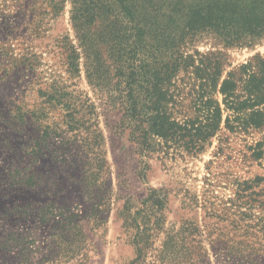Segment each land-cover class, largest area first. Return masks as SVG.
<instances>
[{"label": "rangeland", "instance_id": "rangeland-1", "mask_svg": "<svg viewBox=\"0 0 264 264\" xmlns=\"http://www.w3.org/2000/svg\"><path fill=\"white\" fill-rule=\"evenodd\" d=\"M195 1L0 0V264H264V37L180 48L240 79L200 153L146 152L122 119L131 51ZM194 82L174 81L180 117Z\"/></svg>", "mask_w": 264, "mask_h": 264}, {"label": "trees", "instance_id": "trees-1", "mask_svg": "<svg viewBox=\"0 0 264 264\" xmlns=\"http://www.w3.org/2000/svg\"><path fill=\"white\" fill-rule=\"evenodd\" d=\"M242 1L196 0L191 5L185 4L184 23L179 31L173 33L168 27L159 26L154 29L157 36L152 38L143 53L131 51L129 71L118 96L122 119L128 128L139 134L137 143L144 151L165 155L197 154L221 130L222 110L214 97L219 92L224 96L223 103L227 104L240 79H235L233 73H227L222 79L221 53L185 54L181 49L204 33L212 34L229 47L252 46L264 37L263 0H247L246 5ZM50 3L51 10L56 13L62 9L65 0H50ZM154 47H171L174 53L159 58L158 49ZM244 69L246 67L241 66V73ZM181 71H190L195 81L192 90L195 111L194 115L180 117L176 110L180 102L172 88L176 89L174 81ZM97 161L103 162L100 154ZM85 174L84 183L89 186L91 175L88 171Z\"/></svg>", "mask_w": 264, "mask_h": 264}]
</instances>
